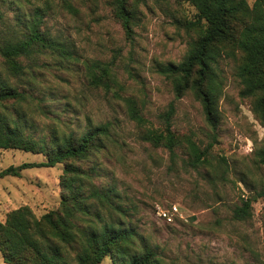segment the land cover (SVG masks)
Wrapping results in <instances>:
<instances>
[{
	"label": "rangeland",
	"instance_id": "rangeland-1",
	"mask_svg": "<svg viewBox=\"0 0 264 264\" xmlns=\"http://www.w3.org/2000/svg\"><path fill=\"white\" fill-rule=\"evenodd\" d=\"M112 1L0 0L1 35L22 37L34 10L40 9V30L67 52L61 57L42 50L20 60L27 75L23 81L43 100L39 109L22 106L25 133L48 138L55 131L80 134L108 124L103 147L73 164L87 174L84 191L112 189V202L124 209V225L140 238L137 247L153 250L160 264H264V167L255 156L264 145V122L253 113V99L239 94V60L219 62L223 88L216 140L207 161L196 169L186 165L184 140L204 149L212 142L210 130L190 92L175 101L171 129L181 146L171 163L165 149L139 139L122 99L136 102L148 128L163 129L162 116L174 97L171 82L159 68L183 61L198 36L197 30L183 25L195 21L197 11L177 0H126L136 14L128 39L113 16ZM246 1L251 5L254 0ZM92 62L108 66L114 82L109 91L90 86ZM44 161L42 155L0 149V170ZM64 167L32 168L19 178L0 179V223L23 206L37 218L57 210ZM246 198L251 200V218L234 220L233 208ZM171 205L178 217L166 223L155 207ZM91 211L107 220L105 209L91 204ZM101 264L113 263L106 257Z\"/></svg>",
	"mask_w": 264,
	"mask_h": 264
},
{
	"label": "trees",
	"instance_id": "trees-1",
	"mask_svg": "<svg viewBox=\"0 0 264 264\" xmlns=\"http://www.w3.org/2000/svg\"><path fill=\"white\" fill-rule=\"evenodd\" d=\"M194 6L196 20L184 23V28L198 31L183 61L159 68L172 86L173 101L162 116L163 129L148 128L136 102L123 98L128 118L138 128V137L155 148L168 152L174 163L175 149L181 141L171 129L175 101L190 92L200 104L212 140L204 149L191 139L184 140L188 156L186 165L196 169L207 161L208 150L215 142L218 124L217 102L222 94L223 79L219 62L227 58L239 60L235 78L241 85L240 96L253 99L252 110L264 122V0H177ZM113 16L125 36L132 37L135 10L126 0L112 1ZM22 37L0 34V149L18 150L42 155L44 162L23 163L0 170V179L21 177L32 168H52L64 164L60 186L63 195L57 210L37 218L23 206L10 211L0 223V254L4 264H101L110 257L113 264H160L150 248L137 247L140 241L135 230L124 225V209L112 202V189L106 192L95 188L84 191L85 172L73 162L87 159L103 147L109 137V125H97L80 134L57 131L47 137H33L24 131L27 116L22 106L40 108L42 99L33 95L32 85L23 81L27 76L21 59L47 50L58 56L67 54L64 45L40 30L41 10ZM1 19V15H0ZM1 23V20H0ZM90 86L109 91L114 84L106 64L92 62L88 67ZM30 81V80H29ZM31 82V81H30ZM257 161L264 167V145L256 151ZM92 172V171H90ZM264 196V192L260 193ZM91 202V203H90ZM91 204L108 212L105 220ZM251 200L241 199L232 210L234 220L251 218Z\"/></svg>",
	"mask_w": 264,
	"mask_h": 264
},
{
	"label": "built area",
	"instance_id": "built-area-1",
	"mask_svg": "<svg viewBox=\"0 0 264 264\" xmlns=\"http://www.w3.org/2000/svg\"><path fill=\"white\" fill-rule=\"evenodd\" d=\"M155 213L166 223H172L178 217V210L175 205H171L167 209L156 206Z\"/></svg>",
	"mask_w": 264,
	"mask_h": 264
}]
</instances>
